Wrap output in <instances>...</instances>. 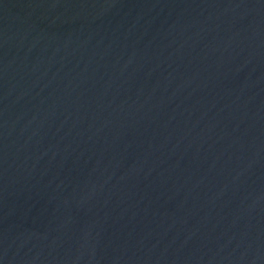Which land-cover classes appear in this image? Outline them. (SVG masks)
<instances>
[{"label":"water","instance_id":"1","mask_svg":"<svg viewBox=\"0 0 264 264\" xmlns=\"http://www.w3.org/2000/svg\"><path fill=\"white\" fill-rule=\"evenodd\" d=\"M0 264H264V0H0Z\"/></svg>","mask_w":264,"mask_h":264}]
</instances>
